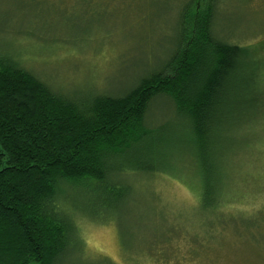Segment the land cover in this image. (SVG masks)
<instances>
[{"label":"trees","instance_id":"1","mask_svg":"<svg viewBox=\"0 0 264 264\" xmlns=\"http://www.w3.org/2000/svg\"><path fill=\"white\" fill-rule=\"evenodd\" d=\"M217 6L189 0L168 63L116 94L68 97L15 58H0V264H62L82 247L81 219L109 222L133 199L125 177L172 175L194 163L198 208L212 219L194 257L212 255L231 224L263 232L264 200L242 208L264 194L263 174L243 170L264 144V61L255 47L219 38ZM186 159L189 166L178 165ZM243 175L255 180L246 194L236 188ZM256 253L264 260L263 246Z\"/></svg>","mask_w":264,"mask_h":264},{"label":"rangeland","instance_id":"2","mask_svg":"<svg viewBox=\"0 0 264 264\" xmlns=\"http://www.w3.org/2000/svg\"><path fill=\"white\" fill-rule=\"evenodd\" d=\"M188 2L0 0V58H15L21 68L68 97L116 94L168 63L180 41V12ZM215 32L229 44L255 47L264 61V0H218ZM157 110L159 122L166 123L163 109ZM169 128L171 144L179 146L178 130ZM260 149L243 170L264 177V144ZM184 151L173 153L177 158ZM187 161L191 159L178 165L189 166ZM189 168L172 175L125 177L134 188L133 199L122 203L109 222L81 219L82 247L62 264H264L256 253L264 247V230L251 231L245 221L218 236L216 250H221L199 257L201 262L194 257V242L210 236L212 219L198 208L197 163ZM238 179L236 188L253 191L245 185L255 182L252 176ZM256 197L255 203L248 196L253 203L242 209L260 207L264 194Z\"/></svg>","mask_w":264,"mask_h":264}]
</instances>
